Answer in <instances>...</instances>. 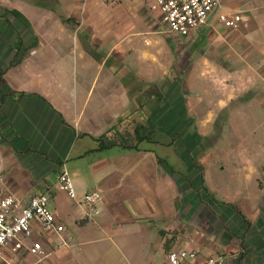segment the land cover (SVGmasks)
I'll list each match as a JSON object with an SVG mask.
<instances>
[{
  "label": "crops",
  "instance_id": "0c3cea01",
  "mask_svg": "<svg viewBox=\"0 0 264 264\" xmlns=\"http://www.w3.org/2000/svg\"><path fill=\"white\" fill-rule=\"evenodd\" d=\"M152 1L47 0L40 4V0L33 3L38 6L35 22L18 9L31 23L33 32L28 28L26 32L34 36L22 37V59L3 75L5 91L18 100L9 95L0 112V179L24 204L53 188L50 205L64 230L44 240L49 254L41 264H95L104 248L88 245L90 222L112 243L109 249L115 250V261L104 264H167L171 249L195 248L203 255H214L216 237L190 225L198 211L206 212L201 222L208 224L207 231L218 217L233 223L241 220L236 215L241 212L235 207L237 197L219 195L217 186L208 181L210 166L204 160L194 165H198L199 185L204 180L209 193L202 185L204 192H195L196 182L188 179L191 170L179 172L175 165L186 166L184 155L169 148H100L102 136L110 135L114 126L121 129L119 119L153 105L158 92L156 70L163 77L169 74L171 48L160 34L170 33L152 10ZM213 75L211 94L217 106L209 111L212 117L233 95L227 90L228 98H221L220 79ZM19 92L25 93L19 96ZM166 108L168 114L172 107L166 104ZM151 112L146 123L163 124L154 117V109ZM209 153L206 157L212 156V163L222 155ZM63 164L74 181L76 199L55 187ZM250 172L251 165L248 180ZM91 191L101 196L97 212L80 202ZM199 205L203 209L198 210ZM68 220L81 225L77 234L68 231ZM57 237L61 247L56 245ZM35 238L40 239L39 234ZM224 264L237 263L224 257Z\"/></svg>",
  "mask_w": 264,
  "mask_h": 264
},
{
  "label": "rangeland",
  "instance_id": "374dc122",
  "mask_svg": "<svg viewBox=\"0 0 264 264\" xmlns=\"http://www.w3.org/2000/svg\"><path fill=\"white\" fill-rule=\"evenodd\" d=\"M32 1L0 0V14L11 24L0 34V64L3 68L18 65H11L15 31L27 39L34 36L26 32L24 24L10 14L7 8L14 6L23 10L35 22V8L38 6L33 3L40 0ZM45 1L47 0H41L40 4H46ZM228 7L235 13L241 12L247 19L238 29L214 24L212 27H203L188 37L160 34L169 41L172 62L167 77H163L161 70H156L158 76L155 87L158 92L156 91L153 105L144 111L147 116L154 109V117L164 120L163 124L156 126L169 131V134L165 135L160 130L158 142H143L141 147L158 151L169 148L173 153L176 151L184 155L182 159L189 168L183 162L175 165L179 167V172L191 170L188 179L190 183L196 182L195 192H204L195 169L198 165H194L204 160L210 166L208 181L217 186L220 196L237 197L235 199L239 202L235 207L240 208L241 215L249 224L237 220L233 223L218 217L213 223L214 227L207 231L208 224L201 222L206 218V212L203 211L201 215L200 211L195 213L197 209H203L199 205L194 210L190 225L201 226L206 235L211 232L216 237L214 254L235 260L237 264H264V0H227L218 10H226ZM28 30L33 32L32 28ZM228 71L234 75H227ZM213 74L220 79L221 98H228L227 90L233 95H230V100L224 107L216 111L217 115L212 117L209 111H215L217 106L213 102L215 96L211 94ZM166 104L172 107L168 114H165ZM158 105L165 107L160 109ZM179 120V125L175 126ZM209 151H213L214 155H222L218 160L214 157L215 162L212 163V156L206 157V154H210ZM238 156L244 163H238ZM170 159L173 163L174 157ZM250 165L252 177L248 180L246 171ZM240 213L236 215L240 216ZM66 223L68 231L76 234L79 232L81 225L75 224L73 220ZM88 227L92 228L89 236L92 242L88 245L104 248L95 264H104V261L113 263L116 256L115 250L109 249L113 247L112 243L106 236L104 238L103 232L93 222L88 223ZM56 240V245L61 247V239L57 237ZM121 245L124 247L125 243ZM26 255L18 260L9 255L8 261L0 262L42 263L36 257H25Z\"/></svg>",
  "mask_w": 264,
  "mask_h": 264
},
{
  "label": "built area",
  "instance_id": "2783aa9c",
  "mask_svg": "<svg viewBox=\"0 0 264 264\" xmlns=\"http://www.w3.org/2000/svg\"><path fill=\"white\" fill-rule=\"evenodd\" d=\"M227 0H153L152 10L159 13L166 30L176 36L188 37L203 27L218 24L229 29H238L247 19L241 12L235 13L228 7L218 8ZM55 187L77 198L76 188L65 164L58 174ZM53 188L32 196L22 203L11 193L0 179V260L8 261V256L16 258L30 254L42 261L48 256L44 240L51 233H61L60 223L50 205ZM101 196L97 191L86 193L81 203L89 205L95 212ZM39 234L40 239L35 238ZM167 264H224L222 255H203L198 249H171L166 254Z\"/></svg>",
  "mask_w": 264,
  "mask_h": 264
},
{
  "label": "trees",
  "instance_id": "16d2710c",
  "mask_svg": "<svg viewBox=\"0 0 264 264\" xmlns=\"http://www.w3.org/2000/svg\"><path fill=\"white\" fill-rule=\"evenodd\" d=\"M7 9L9 13L15 16L22 24H24L26 28H32L31 23L20 10L12 7H8ZM10 25H11L10 21L6 17L0 14V34H2ZM23 44H24L23 38L20 36L18 32L15 31V38L13 39V46L11 47L14 52V57L11 60L12 63L11 65L18 64L20 59H22V55L24 54ZM5 69L6 68H3V66L0 64V112L2 111V106L9 95L13 97L14 100H18L14 96H12L13 92H6L4 89L3 75L5 73ZM24 93L25 92H19L18 95L22 96L24 95ZM141 107L134 109V111L131 114H128L126 117L119 119L118 122L120 124L118 123V126L123 124L121 129L115 130V126H114L110 129L113 130L110 133V135L102 136L100 138V148L111 147L113 145H120L125 148L139 149L140 145L143 142H150V143L158 142L159 138H157V135L158 132H160V126L157 127L156 126L157 123L156 124H149L148 122L146 123L145 121L146 119L144 118L146 117L150 120L152 117V112L150 111L149 114L146 116V112L144 111L146 110V108L142 109ZM137 112L138 114L136 118L135 114ZM125 122L128 123L130 126L125 125L124 124ZM179 123L180 122H176L175 126H178ZM202 137L203 136H201V139ZM201 185L204 191L206 193H209L208 188L204 185V180L202 181ZM240 217H241L240 221H245L247 224H249V222H247L246 218L243 215H240ZM0 264L2 263L0 262Z\"/></svg>",
  "mask_w": 264,
  "mask_h": 264
}]
</instances>
